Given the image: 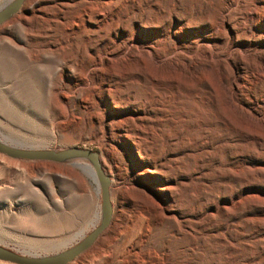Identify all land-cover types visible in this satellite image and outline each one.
Masks as SVG:
<instances>
[{
    "label": "rangeland",
    "instance_id": "1",
    "mask_svg": "<svg viewBox=\"0 0 264 264\" xmlns=\"http://www.w3.org/2000/svg\"><path fill=\"white\" fill-rule=\"evenodd\" d=\"M28 1L0 25V138L97 151L110 178L111 222L67 264H264V0H115L84 28L77 0ZM89 166L0 153V246L78 244L102 216Z\"/></svg>",
    "mask_w": 264,
    "mask_h": 264
},
{
    "label": "water",
    "instance_id": "2",
    "mask_svg": "<svg viewBox=\"0 0 264 264\" xmlns=\"http://www.w3.org/2000/svg\"><path fill=\"white\" fill-rule=\"evenodd\" d=\"M24 0H13L0 10V24L16 13ZM0 153L11 158L45 160L61 162L73 158L88 160L91 172L99 187L101 198V220L78 244L54 256L31 257L19 254L0 246V260L15 264H67L83 251L88 249L98 236L108 227L112 219V202L110 199V179L105 174L98 159V152L81 147H71L62 150L44 148H18L0 141Z\"/></svg>",
    "mask_w": 264,
    "mask_h": 264
},
{
    "label": "bare ground",
    "instance_id": "3",
    "mask_svg": "<svg viewBox=\"0 0 264 264\" xmlns=\"http://www.w3.org/2000/svg\"><path fill=\"white\" fill-rule=\"evenodd\" d=\"M13 1V0H12ZM25 1V0H24ZM23 1V2H24ZM39 0H29L28 2H29V4H31V5H33V3H35V2H38ZM119 1V0H118ZM23 2H22V4H23ZM53 4H51V6H52V8L54 7L53 5H57V6H61L60 8L59 7H57V8H59V9H61L62 7L64 8L65 6L67 7L68 5H70L69 3H68V1L67 0H53ZM76 2H79L81 5H84V9L82 10V13L80 14V15H82V16H79V18H77V20H76V22H74L72 25L74 26V24L76 25V26H78L79 28H84L85 27V25H88V26H91L92 24H94V23H96V22H98L100 19L101 20H103L104 18H105V16H107V14H108V12L106 11V10H108L109 11V8L107 9L106 8V6H108V5H110L111 7L114 5V3H115V0H98V2H97V4L95 3V0H94V2H93V0H77ZM95 3V4H94ZM22 4H21V6H22ZM36 4V3H35ZM116 4V3H115ZM38 5V4H37ZM42 5V4H41ZM48 5V4H47ZM93 5H97V7H95V9H94V6ZM21 6H20V8H21ZM26 6H27V3H26ZM43 6V5H42ZM87 6V7H86ZM34 7V6H33ZM48 7H49V5H48ZM36 8V7H35ZM45 8H47L46 7V5H45V7H44V9ZM38 9H41V8H38ZM44 9H43V11H44ZM58 9V10H59ZM42 10V9H41ZM48 10V9H47ZM54 9H52V11H53ZM57 10V9H56ZM40 12V11H39ZM48 12V11H47ZM47 12H45V13H47ZM50 12V11H49ZM35 13V12H34ZM15 14V13H14ZM13 14V15H14ZM12 15V16H13ZM36 15V14H35ZM38 15V14H37ZM79 15V14H78ZM11 16V17H12ZM24 16V15H23ZM42 17V16H41ZM38 19H41L40 17L38 18ZM37 19V20H38ZM8 20V19H7ZM68 20V19H67ZM69 20H72V19H69ZM73 21H75V20H73ZM104 21V20H103ZM5 22V21H4ZM3 22V23H4ZM62 22H64V21H62ZM67 22V21H66ZM70 22V21H69ZM72 23V22H71ZM63 24V23H62ZM1 25V24H0ZM63 26H65V25H63ZM62 26V27H63ZM66 26H67V23H66ZM68 26H69V24H68ZM69 27H71V26H69ZM89 28V27H88ZM67 29V28H66ZM160 43V42H159ZM156 46V45H155ZM154 46V47H155ZM148 51V53L147 54H150L151 53V51L148 49L147 50ZM155 51V50H154ZM157 53V52H156ZM171 53V52H170ZM152 54V53H151ZM132 55V54H131ZM140 55V54H139ZM153 55H155L154 53H153ZM151 56V55H150ZM157 56H158V53H157ZM119 58V57H118ZM166 58V57H165ZM155 60V59H154ZM163 61H160V60H155L154 61V63H152L151 65L152 66H155L156 67V65H158V64H161ZM149 64V63H148ZM158 67V66H157ZM147 73H148V71H147ZM148 75H149V73H148ZM151 75V74H150ZM148 78H149V76H148ZM173 78V77H172ZM150 80V79H149ZM153 80H155L154 78L152 79V81ZM167 81H169L170 82V80H171V78H168V79H166ZM150 82V89L152 90V92H150L147 96H146V98H144L143 100H142V105L144 106L145 105V108L143 107V110L144 111H146V106H150V109H149V111H152V113L153 112H155V111H162L163 110V107H165V105L166 104H170V103H168L169 101L171 102V99H169L167 96H165V95H162L160 92H157V89H160V87H161V89H164V90H166V88H165V86H164V84L163 83H161V84H163V85H161V84H158V82L156 83V82ZM166 81V82H167ZM173 82L174 81H176V79L175 78H173V80H172ZM165 94V93H164ZM168 95V94H167ZM170 97V96H169ZM171 98V97H170ZM207 98V95H202V97L200 98V100H205ZM127 101L129 100V98H127L126 99ZM114 102L115 103H117V101H115L114 100ZM127 103V102H126ZM176 103V102H175ZM204 103H206V102H204ZM118 104V103H117ZM172 104V103H171ZM168 106V105H167ZM149 113V112H148ZM148 113H144L143 115H137V116H131L129 119H131V120H133V121H145V120H147V121H149V120H151L152 121V119H154V118H152V116H151V114H148ZM158 117V116H157ZM156 119V118H155ZM154 119V120H155ZM176 119V118H175ZM123 126V125H122ZM152 129V128H151ZM122 133V132H121ZM123 134V133H122ZM169 134H171V133H169ZM124 136H127L126 134H123ZM176 135V134H175ZM177 136V135H176ZM165 138V137H164ZM173 138V137H172ZM0 141L1 142H6L5 140H3V139H1L0 138ZM172 141V140H171ZM167 142H169V140L167 141ZM6 144H7V142H6ZM173 144L174 143H170V145H172L173 146ZM168 145V144H167ZM166 145V146H167ZM173 148V147H172ZM175 148V147H174ZM144 150V149H143ZM173 150V149H172ZM145 153H146V150H144V151H139V157H141V158H144L143 156H145ZM98 159H99V162H100V164H101V166H103L102 165V162H101V159H100V157H99V154H98ZM90 168H91V166H89ZM102 169H103V167H102ZM145 169V168H144ZM103 170H105V169H103ZM146 171H150V168H146ZM105 172V171H104ZM105 174L107 175V173L105 172ZM108 176V175H107ZM109 177V176H108ZM110 179V178H109ZM149 211V210H148Z\"/></svg>",
    "mask_w": 264,
    "mask_h": 264
}]
</instances>
